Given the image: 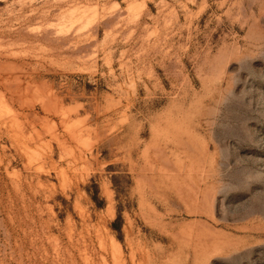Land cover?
Returning a JSON list of instances; mask_svg holds the SVG:
<instances>
[{
	"label": "rangeland",
	"instance_id": "rangeland-1",
	"mask_svg": "<svg viewBox=\"0 0 264 264\" xmlns=\"http://www.w3.org/2000/svg\"><path fill=\"white\" fill-rule=\"evenodd\" d=\"M0 264H264V0H0Z\"/></svg>",
	"mask_w": 264,
	"mask_h": 264
}]
</instances>
